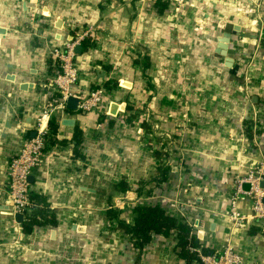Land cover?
Listing matches in <instances>:
<instances>
[{"label": "crops", "instance_id": "obj_1", "mask_svg": "<svg viewBox=\"0 0 264 264\" xmlns=\"http://www.w3.org/2000/svg\"><path fill=\"white\" fill-rule=\"evenodd\" d=\"M263 11L264 0H170L160 14L150 0H0V264H188L174 235L155 237L138 258L107 219L109 204L131 220L143 202L170 204L167 213L185 219L208 253L229 241L244 264H264V224L250 218L251 200L237 204L245 228L227 216L235 179L264 158ZM234 26L221 55L219 38ZM83 32L91 44L75 53V88L106 83L108 116L76 108L43 118L46 155L30 192L45 198L58 223L24 233L7 205L8 161L48 101L39 83L57 64L49 49ZM139 111L148 128L136 121ZM253 115L254 129L245 125ZM52 118L60 121L54 133ZM67 119L74 125L62 124ZM159 139L165 152L157 158ZM165 157L176 170L157 186ZM122 178L131 189L116 192ZM176 199L190 204L183 214L169 202Z\"/></svg>", "mask_w": 264, "mask_h": 264}, {"label": "built area", "instance_id": "obj_2", "mask_svg": "<svg viewBox=\"0 0 264 264\" xmlns=\"http://www.w3.org/2000/svg\"><path fill=\"white\" fill-rule=\"evenodd\" d=\"M150 2L153 3V0ZM85 34L84 32L80 33L74 39L66 42L64 46L51 47L48 51L57 63L53 72L39 83L48 91V101L41 108L36 118L35 135L21 140L19 148L10 156L8 161L6 199L12 214L19 213L24 217L30 210L29 176L35 168L43 164L46 155L47 131L42 126L43 118L51 117L56 113H63L66 110L65 105L69 97L78 99L77 108L81 113L100 112L106 98V91L103 87L94 88L86 93L77 91L75 88L79 71L75 63L74 47L80 44L81 40L85 38ZM243 198H248L252 202L250 218L264 224V158L253 162L249 172L237 177L234 181L233 192L230 196V210L227 214L234 228L247 226L248 218L239 211L237 206L239 199ZM169 202L175 206L174 208H178L179 214H183L180 207L190 206V204L184 206L181 199L170 200ZM161 207L167 212L172 206L168 204ZM197 252L199 260L192 264H244L243 256L229 241L214 252L203 254L199 249Z\"/></svg>", "mask_w": 264, "mask_h": 264}, {"label": "trees", "instance_id": "obj_3", "mask_svg": "<svg viewBox=\"0 0 264 264\" xmlns=\"http://www.w3.org/2000/svg\"><path fill=\"white\" fill-rule=\"evenodd\" d=\"M153 8L157 13H163L169 6L170 0H153ZM90 42L83 39L80 42L82 49H86L90 46ZM144 67L149 65L148 57L144 56ZM103 87L106 91L110 87L105 83ZM94 89V88H93ZM132 106L127 104L126 111H131ZM127 115V120H129ZM102 119V117H100ZM60 124L55 118L50 121L51 132H55ZM145 128L147 125L142 122ZM82 132L79 127L74 128L73 142L75 148L81 143ZM160 151H155V157L159 158ZM164 153V152H163ZM159 171L158 179H156V185L161 186L164 182H167L168 175L170 173V166L160 163L157 166ZM144 184V183H143ZM140 183L139 187L135 190L137 192L143 190V185ZM112 188L116 192H126L131 189V185L124 179H120L116 183H113ZM152 189H147L146 195H150ZM31 206L28 213L25 214L21 222L22 230L24 233H31L36 228H42L48 225L56 226L58 219L55 213L49 208V204L45 198L40 195H31ZM132 212L134 216L131 220L121 217V210L114 208L109 204L106 211L107 219H109L114 228L123 232L137 257H140V253L147 245H149L155 237H168L174 235L176 247L175 253L179 258L184 260L186 263L191 264L199 260L197 250L203 254H208L209 249L202 246L199 242L196 234L191 232V226L181 217L175 215H169L163 207L158 204L138 203L133 207Z\"/></svg>", "mask_w": 264, "mask_h": 264}, {"label": "rangeland", "instance_id": "obj_4", "mask_svg": "<svg viewBox=\"0 0 264 264\" xmlns=\"http://www.w3.org/2000/svg\"><path fill=\"white\" fill-rule=\"evenodd\" d=\"M264 12V11H263ZM258 13V11H256V12H252V15H251V17L253 18H255L256 16H255V14H257ZM259 14V13H258ZM258 26H259V28H261V23L259 22L258 23ZM258 33V37L259 36H261V34H260V31H258L257 32ZM106 95H107V92H106ZM108 98H105L104 99V101H103V104H102V107H101V110H100V112H98V114L99 115H101V117H103L104 118V116H108L107 114H106V109H105V106H104V104H105V102H106V100H107ZM127 104V103H126ZM104 106V107H103ZM127 112H129V111H127ZM143 111H139V114H138V116H136V121L137 122H143V121H145V119L146 118H144V116H143ZM104 115V116H103ZM131 115V114H130ZM131 118L133 119V117H130V120H131ZM252 121V123H250V121H248L247 122V124H245V125H247V127L249 128H256V124H258L259 125V119L256 117V116H254L253 115V117H252V119H251ZM260 121H261V119H260ZM260 124H262L261 122H260ZM155 129H157L158 131H159V127H157L156 126V128ZM156 130V131H157ZM144 135V134H143ZM157 135L159 136V137H161V139L162 140H164V139H167L169 136L166 134V133H164V132H158L157 133ZM150 136L152 137V135L150 134ZM149 136L147 135V136H145V139H144V141H152V139H149L148 138ZM158 139V138H157ZM161 139H159L158 141H160ZM154 141V140H153ZM157 140L156 141H154V142H152V145L153 146H155L156 148H158V150L160 151V152H165V150H164V148H162L164 145H162V144H164V143H162V141H160V143L158 142ZM178 162H179V160H178ZM162 163H165L166 165L168 164V166L170 165H172V164H174L173 162H171V159L170 158H167V157H165V159H164V161L162 162ZM176 164H174V166H175ZM176 169L174 168H172V169H170V173H171V171H172V173L175 171Z\"/></svg>", "mask_w": 264, "mask_h": 264}, {"label": "water", "instance_id": "obj_5", "mask_svg": "<svg viewBox=\"0 0 264 264\" xmlns=\"http://www.w3.org/2000/svg\"><path fill=\"white\" fill-rule=\"evenodd\" d=\"M237 29H238V26H234V30H232L231 32H228V31L224 32L223 35L219 38L218 53H220L221 55H225V50L227 49V45L230 41L231 35L236 34ZM80 50H81L80 45H76L74 47L75 53H80ZM77 104H78V99L76 97H69L66 101L65 109L73 111L77 108ZM62 124L73 126L74 121L70 119L63 120ZM34 135H35V132H33L31 136H34ZM15 219L17 222L21 223L23 220V215L19 213L15 214Z\"/></svg>", "mask_w": 264, "mask_h": 264}]
</instances>
